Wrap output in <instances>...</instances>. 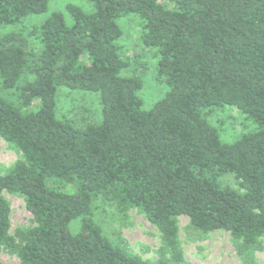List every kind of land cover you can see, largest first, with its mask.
I'll use <instances>...</instances> for the list:
<instances>
[{
	"label": "trees",
	"instance_id": "1",
	"mask_svg": "<svg viewBox=\"0 0 264 264\" xmlns=\"http://www.w3.org/2000/svg\"><path fill=\"white\" fill-rule=\"evenodd\" d=\"M90 1L91 13L67 7L71 23L54 12L40 26L0 34L1 90L20 103L0 91V138L21 154L0 171V254L20 264H190L179 241L186 216L197 232L230 233L244 262L259 264L264 0ZM48 7L0 0V26ZM131 14L140 48L124 57L119 20ZM151 68L168 90L147 110L141 91ZM63 88L97 94L99 122L60 118ZM226 107L255 128L232 143L210 122ZM5 193L24 198L31 226L11 233ZM100 205L143 214L160 232L158 259L108 237Z\"/></svg>",
	"mask_w": 264,
	"mask_h": 264
},
{
	"label": "rangeland",
	"instance_id": "2",
	"mask_svg": "<svg viewBox=\"0 0 264 264\" xmlns=\"http://www.w3.org/2000/svg\"><path fill=\"white\" fill-rule=\"evenodd\" d=\"M48 11L38 15H30L23 24L17 26H0V34L10 32H20L22 29L32 28L42 25L54 12H60L65 15L68 23H71V16L67 12L69 5H76L87 13L93 11V5L90 0H48ZM119 24L124 30V46L121 54L129 57L133 51L138 50L140 46L141 26L139 17L131 14L119 20ZM139 29L140 32H139ZM151 63H156L157 60ZM128 75V73H127ZM168 88L164 82L155 78L153 68L149 69L144 76V87L141 91V97L144 101V108L150 109L157 101L165 96ZM0 91L1 86H0ZM2 94L15 101L18 105L19 100L16 93L11 91H2ZM57 112L60 118L67 120H77L80 122L97 123L101 115L98 95L82 91H69L61 89L57 98ZM36 107V106H34ZM32 107V109L34 108ZM236 108L226 107L218 111L212 118L213 124L219 131L224 142L232 143L244 133L253 131L254 126L245 121ZM21 157V154L10 147L3 139L0 138V171L11 167ZM12 209L11 214V233L19 227H28L33 224V216L27 210L25 200L20 195L5 193ZM98 208V220L102 225L105 233L113 240L118 239L120 234L128 243L130 249L142 256L146 260L156 261L159 257L158 250L162 245L161 235L158 229L150 223L147 218L137 210H131L126 214L119 213L112 207ZM96 218V214L94 215ZM79 222L72 224V231L76 233L79 230ZM179 241L184 252L186 260L190 264H246L238 253V245L227 232H214L203 234L195 231L190 226L188 217L183 216L179 219ZM254 257L259 264H264V238L261 249L254 253ZM0 260L4 264H20L16 255H10L7 252L0 254Z\"/></svg>",
	"mask_w": 264,
	"mask_h": 264
}]
</instances>
